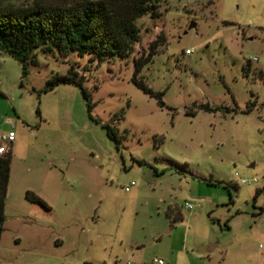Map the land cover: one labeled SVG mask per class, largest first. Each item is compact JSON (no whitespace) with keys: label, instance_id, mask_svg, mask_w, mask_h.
Returning <instances> with one entry per match:
<instances>
[{"label":"rangeland","instance_id":"374dc122","mask_svg":"<svg viewBox=\"0 0 264 264\" xmlns=\"http://www.w3.org/2000/svg\"><path fill=\"white\" fill-rule=\"evenodd\" d=\"M158 9L123 58L54 48L22 75L0 50V132L14 133L0 264H264V0ZM155 39L137 77L163 105L131 80ZM70 66L89 102L72 83L44 90Z\"/></svg>","mask_w":264,"mask_h":264},{"label":"trees","instance_id":"16d2710c","mask_svg":"<svg viewBox=\"0 0 264 264\" xmlns=\"http://www.w3.org/2000/svg\"><path fill=\"white\" fill-rule=\"evenodd\" d=\"M143 15L159 16L158 0H71L67 3L31 0L25 4L0 3V50L22 65V75L26 73L28 59L35 61L37 52H48L54 48L61 53L70 49L79 55L86 52L90 59L123 58L138 39L139 29L135 20ZM159 45L156 39L153 40L145 53L133 59L131 80L163 105V92L153 91L137 77L141 68L157 52ZM243 71H246V67H243ZM83 80L84 76L70 66L66 73L50 76L44 90L52 89L59 83H72L80 87L83 97L89 102ZM200 108L211 109L207 105H201ZM105 127L108 137L117 142L116 129L109 125ZM9 167L10 154H1L0 234ZM260 191H255L253 201ZM24 197L48 208L47 203L31 190H26Z\"/></svg>","mask_w":264,"mask_h":264},{"label":"built area","instance_id":"2783aa9c","mask_svg":"<svg viewBox=\"0 0 264 264\" xmlns=\"http://www.w3.org/2000/svg\"><path fill=\"white\" fill-rule=\"evenodd\" d=\"M14 138L13 131L8 132H0V155L7 152V147L4 145V142L10 143ZM240 183H250L252 181H255V178L249 179V178H240ZM127 189V187H126ZM188 208H190V204L187 205ZM160 262V260H158Z\"/></svg>","mask_w":264,"mask_h":264},{"label":"water","instance_id":"95a60500","mask_svg":"<svg viewBox=\"0 0 264 264\" xmlns=\"http://www.w3.org/2000/svg\"><path fill=\"white\" fill-rule=\"evenodd\" d=\"M194 25H195L194 22H191L190 27H192V26H194Z\"/></svg>","mask_w":264,"mask_h":264}]
</instances>
